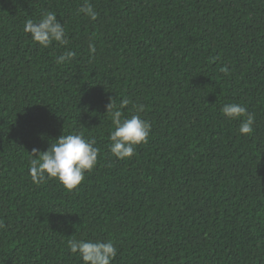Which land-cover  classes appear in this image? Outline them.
<instances>
[{"label": "trees", "instance_id": "trees-1", "mask_svg": "<svg viewBox=\"0 0 264 264\" xmlns=\"http://www.w3.org/2000/svg\"><path fill=\"white\" fill-rule=\"evenodd\" d=\"M85 2L0 0V264H82L81 238L111 240L112 264H264V0H87L95 21ZM45 11L66 46L24 32ZM111 100L152 125L130 159L109 151ZM77 133L100 150L81 184L33 183L32 149Z\"/></svg>", "mask_w": 264, "mask_h": 264}, {"label": "clouds", "instance_id": "clouds-1", "mask_svg": "<svg viewBox=\"0 0 264 264\" xmlns=\"http://www.w3.org/2000/svg\"><path fill=\"white\" fill-rule=\"evenodd\" d=\"M79 12L95 21L99 13L86 2ZM24 32L30 34L33 42L41 48H48L53 43L66 46L68 39L63 24L57 15L45 11L37 21H25ZM90 51L95 46L89 43ZM75 53L67 50L56 57L58 65L71 62ZM226 74L228 69H222ZM126 105L128 101H123ZM136 114L130 118H121L120 111H113V103L107 105V112L111 115L114 129L109 133V151L118 160L130 159L135 153V147L146 143L152 131L151 122L142 119L140 113L144 111L142 104L135 106ZM228 121H240L238 132L240 135H251L254 132V116L248 112L246 106L240 103H226L220 109ZM94 140L86 139L82 134L61 135L51 142L46 151L32 149L29 175L33 183L39 184L45 179H56L64 188L73 190L81 184L85 173L90 172L98 162L99 149L94 146ZM3 227V225H0ZM69 250L78 256L82 264H112L118 254L117 247L111 240L71 239L68 241Z\"/></svg>", "mask_w": 264, "mask_h": 264}]
</instances>
